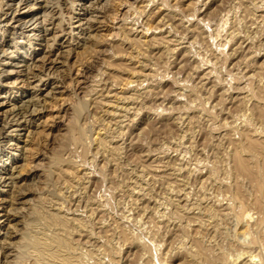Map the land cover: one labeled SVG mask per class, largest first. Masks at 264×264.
Returning <instances> with one entry per match:
<instances>
[{
  "label": "rangeland",
  "instance_id": "374dc122",
  "mask_svg": "<svg viewBox=\"0 0 264 264\" xmlns=\"http://www.w3.org/2000/svg\"><path fill=\"white\" fill-rule=\"evenodd\" d=\"M263 85L264 0H0V264H264Z\"/></svg>",
  "mask_w": 264,
  "mask_h": 264
},
{
  "label": "bare ground",
  "instance_id": "6f19581e",
  "mask_svg": "<svg viewBox=\"0 0 264 264\" xmlns=\"http://www.w3.org/2000/svg\"><path fill=\"white\" fill-rule=\"evenodd\" d=\"M264 86V85H263ZM28 105V104H27ZM26 105V106H27ZM30 107V106H29ZM24 108V107H23ZM14 109V108H13ZM16 109V108H15ZM14 109V110H15ZM20 110H22V109H20ZM24 110V109H23ZM28 110H29V108H28ZM31 110H32V108H31ZM19 111V110H18ZM21 112V111H20ZM28 112H30V110L28 111ZM15 113H17V112H15ZM26 114H27V112H25ZM12 114H14V112L12 113ZM22 114V113H21ZM262 114V113H261ZM18 115V114H17ZM11 116V115H10ZM16 117V116H15ZM18 118V117H17ZM20 121V120H19ZM17 124V123H16ZM107 128V127H106ZM4 131H6V130H4ZM106 131V130H105ZM0 133H1V131H0ZM1 136V135H0ZM237 155V154H236ZM238 156V155H237ZM238 162H239V165L241 166V168L242 169H245V170H248V166H246V163L244 162V160H242V159H240V158H238ZM250 170V169H249ZM246 172H248V171H246ZM249 173V172H248ZM1 176V175H0ZM230 201V200H229ZM59 208L57 207V209L56 208H54V210H53V212H51V215H47L46 216V218H44V219H47L46 221V223H49V224H52V225H55V227L57 226L58 227V229H59V231H62V233H60V235H58V234H56L57 233V231H56V235L57 236H54L53 237V242L55 243H53L54 245H58V246H60V247H63V246H68L69 247V245H70V243L69 242H71L70 241V237L69 236H67V226H66V222H65V220H64V216H62L60 213H59ZM65 213V212H64ZM39 223V222H38ZM48 225V224H47ZM82 225V224H81ZM69 229V228H68ZM59 233V232H58ZM44 235V234H43ZM34 237H36V238H34ZM34 237H30L29 238V242H28V244H32L31 246L33 247V250H35L34 252L36 253V254H34V256L36 255V259H37V261H35L36 262V264H56V263H59V261H60V258L58 257V255H57V252L56 253H54V252H46V248L45 247H49V246H47L48 244L47 243H45L44 242V240L42 239H38V238H40V237H38L37 238V236H34ZM46 241V240H45ZM51 241V240H50ZM50 248V247H49ZM58 248V247H57ZM53 249V248H52ZM54 249H56V248H54ZM62 250V249H61ZM47 251H51V250H48V248H47ZM55 251V250H54ZM57 251V250H56ZM59 251H60V249H59ZM251 255V254H250ZM60 256V255H59ZM68 256V255H67ZM47 258L48 259V261H43V260H40L41 258ZM62 257L63 256H61V259H62ZM247 257V256H246ZM251 257H253V256H251ZM40 258V259H39ZM56 259V260H55ZM64 259V258H63ZM80 259V258H79ZM222 259V258H221ZM249 259V258H248ZM251 259V258H250ZM65 261H66V259H64ZM251 260H253V259H251ZM81 261V260H80ZM72 263V262H71ZM73 264V263H72Z\"/></svg>",
  "mask_w": 264,
  "mask_h": 264
}]
</instances>
